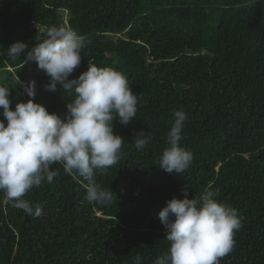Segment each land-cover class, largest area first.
Wrapping results in <instances>:
<instances>
[{"label": "trees", "instance_id": "16d2710c", "mask_svg": "<svg viewBox=\"0 0 264 264\" xmlns=\"http://www.w3.org/2000/svg\"><path fill=\"white\" fill-rule=\"evenodd\" d=\"M35 20L83 37L69 79L89 63L123 73L137 114L113 122L125 141L120 159L96 176L117 196L111 204L88 203L87 182L59 164L52 183L24 197L39 217L0 192V264H154L170 247L158 213L182 189L189 199L214 190L236 209L242 227L220 264H264V0H0V83L11 107L31 99L19 82L35 80V102L64 118L74 94L46 90L49 77L26 60L41 42ZM18 41L28 47L11 60ZM176 110L188 116L180 145L193 154L179 175L158 166ZM141 131L150 139L137 149Z\"/></svg>", "mask_w": 264, "mask_h": 264}, {"label": "clouds", "instance_id": "9594fccd", "mask_svg": "<svg viewBox=\"0 0 264 264\" xmlns=\"http://www.w3.org/2000/svg\"><path fill=\"white\" fill-rule=\"evenodd\" d=\"M38 43L27 52L26 60L35 61L50 82L46 90L56 92L58 85L74 99L61 118L46 106L35 102L36 81L19 82L29 99L11 107L9 86L0 83V192L13 206L30 216L39 217L42 209L25 195L45 181L52 183L59 164L67 174L75 173L87 182L84 199L88 203L111 204L115 193L104 190L96 180L120 159L124 139L114 133V121L127 125L137 114V95L128 78L113 68L89 63L78 78L69 79L81 64L84 40L77 31L51 26L38 33ZM28 45L15 42L7 48L11 60L21 58ZM174 123L168 132L159 167L168 173L181 174L192 164L193 154L180 145L184 122L183 110L174 111ZM5 120L7 124H5ZM150 137L136 134L134 144L143 149ZM173 198L159 211L158 218L167 230L168 252L154 264H220L234 250V234L242 227L236 209L215 199L207 190L188 198ZM174 217V219H173ZM139 264V258H137Z\"/></svg>", "mask_w": 264, "mask_h": 264}, {"label": "built area", "instance_id": "2783aa9c", "mask_svg": "<svg viewBox=\"0 0 264 264\" xmlns=\"http://www.w3.org/2000/svg\"><path fill=\"white\" fill-rule=\"evenodd\" d=\"M38 32L44 31L47 28H49L47 25L41 24L38 21H33V25H32ZM41 40V39H40Z\"/></svg>", "mask_w": 264, "mask_h": 264}]
</instances>
